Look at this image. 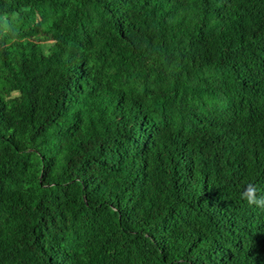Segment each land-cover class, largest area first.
I'll return each mask as SVG.
<instances>
[{"label": "trees", "instance_id": "16d2710c", "mask_svg": "<svg viewBox=\"0 0 264 264\" xmlns=\"http://www.w3.org/2000/svg\"><path fill=\"white\" fill-rule=\"evenodd\" d=\"M264 0H0V264H264Z\"/></svg>", "mask_w": 264, "mask_h": 264}, {"label": "clouds", "instance_id": "9594fccd", "mask_svg": "<svg viewBox=\"0 0 264 264\" xmlns=\"http://www.w3.org/2000/svg\"><path fill=\"white\" fill-rule=\"evenodd\" d=\"M240 195L241 198L246 200L249 205H264V194H258L254 186H246Z\"/></svg>", "mask_w": 264, "mask_h": 264}]
</instances>
